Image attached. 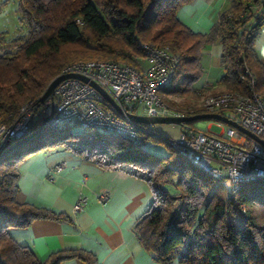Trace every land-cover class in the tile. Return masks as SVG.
Segmentation results:
<instances>
[{
  "label": "trees",
  "instance_id": "16d2710c",
  "mask_svg": "<svg viewBox=\"0 0 264 264\" xmlns=\"http://www.w3.org/2000/svg\"><path fill=\"white\" fill-rule=\"evenodd\" d=\"M193 1L19 0V24L27 33L9 39L8 30L0 32V121H15L22 106L34 102L32 133L50 113L40 96L68 65L108 59L140 68L145 55L141 42L168 45L179 55L175 76L161 96L194 92L203 76L202 49L215 43L222 45L219 83L248 93V68L256 76L255 90L264 89V61L256 48L264 28V0H231L205 33L193 31L177 16ZM204 112L199 107L193 114ZM196 122L188 124L196 129ZM77 135L69 126L54 129L47 122L0 160V264H62L74 258L100 264L83 248L59 249L41 260L10 234L12 227H27L37 218H69L17 198L23 161L54 147L102 169L127 170L149 184L153 201L134 230L161 264H264V180L244 182L229 191L224 179L194 166L160 133L143 130L138 141L114 132L94 138ZM25 144L28 149L19 151ZM153 145H165L166 154L151 151L148 147Z\"/></svg>",
  "mask_w": 264,
  "mask_h": 264
},
{
  "label": "built area",
  "instance_id": "2783aa9c",
  "mask_svg": "<svg viewBox=\"0 0 264 264\" xmlns=\"http://www.w3.org/2000/svg\"><path fill=\"white\" fill-rule=\"evenodd\" d=\"M145 49L142 63L137 68L118 60H82L68 65L63 72L85 76L69 77L54 91V111L48 124L50 128L69 126L71 131L84 137H98L103 132L124 134L138 141L143 130L159 134L156 129L145 128L127 115V112L149 116H185L195 109H184L167 104L161 91L172 82L179 55L168 46L141 42ZM250 84L248 93L223 90L203 97L200 106L207 112H218L235 120L264 139V92L255 90L256 76L247 68L244 76ZM102 86L124 111L120 113L94 86ZM143 109L144 112L140 113ZM35 117L34 102L22 106L19 117L13 122L0 121V152L29 134ZM223 130L217 134L205 128L180 125L176 138L162 135L196 167L224 179L229 191L237 190L244 182L264 180V145L237 127L218 120ZM65 161L56 164L49 179L62 172ZM228 184V186H227ZM109 193L99 194L101 201L109 200ZM89 203L81 195L73 206L75 214Z\"/></svg>",
  "mask_w": 264,
  "mask_h": 264
},
{
  "label": "crops",
  "instance_id": "0c3cea01",
  "mask_svg": "<svg viewBox=\"0 0 264 264\" xmlns=\"http://www.w3.org/2000/svg\"><path fill=\"white\" fill-rule=\"evenodd\" d=\"M230 4L231 0H194L182 6L177 16L193 31L205 33ZM256 48L264 61V28ZM221 59V44L202 49L203 76L195 83L196 91L225 89L219 83L223 74ZM207 125L201 121L194 124L197 128ZM180 129L178 126L174 130L179 133ZM62 161L67 163L66 168L50 180L52 168ZM18 184L19 201L69 217L64 220L37 218L27 227L10 229L12 238L22 246L31 247L41 260L59 249L83 248L95 254L100 264H161L142 245L134 230L135 222L151 206L153 193L146 181L129 171L102 169L62 147H54L35 152L23 161ZM102 192L110 195L106 202L99 198ZM82 194L88 196L89 203L75 214L73 206ZM62 264L87 263L74 258Z\"/></svg>",
  "mask_w": 264,
  "mask_h": 264
},
{
  "label": "water",
  "instance_id": "95a60500",
  "mask_svg": "<svg viewBox=\"0 0 264 264\" xmlns=\"http://www.w3.org/2000/svg\"><path fill=\"white\" fill-rule=\"evenodd\" d=\"M79 76L83 80H88L87 77L81 76L75 73H69V72H63L59 75H57L55 78H53L48 86L46 87L45 91L43 94L40 96V101L42 103H46L48 107H50V113L44 117L42 120L41 125L32 133H29L25 137L15 141L12 143L10 146L5 148L0 152V160L8 155L9 153L13 152L18 146L24 144L27 140L32 138L34 135H36L39 131L43 130L45 126L47 125V122L50 120V117L53 114L54 111V91L56 86L58 85L59 82L62 80L69 78V77H76ZM92 85H94L104 96L105 98L122 114H124V111L122 108L119 106V104L114 100V98L102 87L100 86L97 82L91 81ZM127 115L141 123L145 124H153V123H177V124H185L189 123L192 121H202L206 119H216L223 121L227 124H231L238 129H240L242 132L250 135L252 138L256 139L259 141L261 144L264 145V139L257 135L256 133L252 132L251 130L247 129L246 127L240 125L237 123L235 120L229 118L228 116H225L221 113L218 112H204V113H198V114H191V115H185V116H171V115H161V116H149L145 114H135L131 112H127Z\"/></svg>",
  "mask_w": 264,
  "mask_h": 264
},
{
  "label": "rangeland",
  "instance_id": "374dc122",
  "mask_svg": "<svg viewBox=\"0 0 264 264\" xmlns=\"http://www.w3.org/2000/svg\"><path fill=\"white\" fill-rule=\"evenodd\" d=\"M18 1L19 0H0V32L4 31V30H8L9 32V39H12L16 36H18L19 34L23 33L26 34L27 31L26 30H22L21 26L19 24V19H18ZM145 65H148V62L145 61L144 62ZM223 90H227L222 89L219 91H215V92H211V91H205L203 89H199V91H194L191 93H187V94H164L162 97L165 100V102L174 105V106H178L180 108H184V109H196L201 107V101L203 100V97L209 94H213V93H218L221 92ZM258 92H264V89L258 91ZM144 110L141 109L140 113H143ZM202 123L205 124H210V130L212 132H215L217 134L221 133L223 130L222 125L219 124L218 120L216 119H206V120H202ZM199 121H197L195 124H198ZM151 126L157 128L159 130L160 133H162L163 135H167V136H171L173 138H176L178 136V132H176L174 129L177 128L178 126H180V124L177 123H153L151 124ZM225 127H228L227 123H224ZM169 128V130H168ZM66 132H61V134L65 135ZM79 137H84V135H77ZM29 147V144H25L24 146H22V148L19 151L22 150H27ZM151 151L159 154V155H164L167 152V147L165 145H153V146H149L148 147ZM18 151V152H19ZM40 151V150H39ZM38 152V151H37ZM225 184V182H224ZM226 185V184H225ZM228 186V184H227ZM229 187V186H228Z\"/></svg>",
  "mask_w": 264,
  "mask_h": 264
}]
</instances>
